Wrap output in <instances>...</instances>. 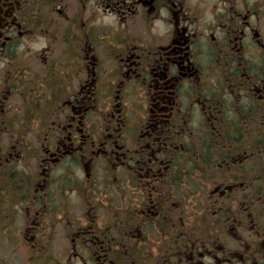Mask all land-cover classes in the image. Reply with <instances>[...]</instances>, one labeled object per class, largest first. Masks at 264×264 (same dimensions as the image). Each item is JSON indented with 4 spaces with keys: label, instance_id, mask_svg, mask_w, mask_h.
Masks as SVG:
<instances>
[{
    "label": "flooded vegetation",
    "instance_id": "flooded-vegetation-1",
    "mask_svg": "<svg viewBox=\"0 0 264 264\" xmlns=\"http://www.w3.org/2000/svg\"><path fill=\"white\" fill-rule=\"evenodd\" d=\"M0 245L264 264V0H0Z\"/></svg>",
    "mask_w": 264,
    "mask_h": 264
},
{
    "label": "rangeland",
    "instance_id": "rangeland-1",
    "mask_svg": "<svg viewBox=\"0 0 264 264\" xmlns=\"http://www.w3.org/2000/svg\"><path fill=\"white\" fill-rule=\"evenodd\" d=\"M6 250L7 249H5L4 247H2L1 245H0V252H6ZM0 254H2V253H0ZM20 258H18V257H14L12 260H9L8 261V264H20L22 261H20L19 260ZM27 263V262H26ZM0 264H2L1 262H0Z\"/></svg>",
    "mask_w": 264,
    "mask_h": 264
}]
</instances>
